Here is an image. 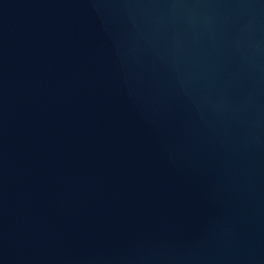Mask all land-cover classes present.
<instances>
[{
    "label": "water",
    "instance_id": "1",
    "mask_svg": "<svg viewBox=\"0 0 264 264\" xmlns=\"http://www.w3.org/2000/svg\"><path fill=\"white\" fill-rule=\"evenodd\" d=\"M0 264H264V0H0Z\"/></svg>",
    "mask_w": 264,
    "mask_h": 264
}]
</instances>
